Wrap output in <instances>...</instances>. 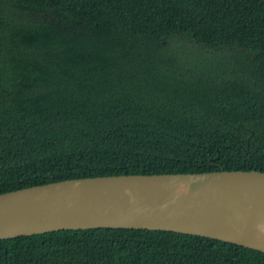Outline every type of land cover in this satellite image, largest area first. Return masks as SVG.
I'll list each match as a JSON object with an SVG mask.
<instances>
[{"label":"trees","instance_id":"obj_1","mask_svg":"<svg viewBox=\"0 0 264 264\" xmlns=\"http://www.w3.org/2000/svg\"><path fill=\"white\" fill-rule=\"evenodd\" d=\"M264 172V0H0V194L68 179ZM0 264H264L187 234L0 240Z\"/></svg>","mask_w":264,"mask_h":264},{"label":"water","instance_id":"obj_2","mask_svg":"<svg viewBox=\"0 0 264 264\" xmlns=\"http://www.w3.org/2000/svg\"><path fill=\"white\" fill-rule=\"evenodd\" d=\"M164 188L158 190L156 185ZM180 186L183 195L171 193ZM264 172L68 179L0 194V240L99 228L166 231L264 253Z\"/></svg>","mask_w":264,"mask_h":264},{"label":"bare ground","instance_id":"obj_3","mask_svg":"<svg viewBox=\"0 0 264 264\" xmlns=\"http://www.w3.org/2000/svg\"><path fill=\"white\" fill-rule=\"evenodd\" d=\"M156 187L158 188V190H161L162 188H164L163 185H161V184L156 185ZM187 190L188 189L182 190L180 186H176V187L170 189V192L173 194L177 193L179 195H183L187 192ZM254 232L256 234H260V235L264 236V219H262L261 222L259 223V225L254 229Z\"/></svg>","mask_w":264,"mask_h":264}]
</instances>
